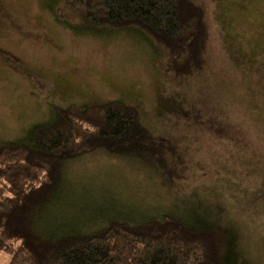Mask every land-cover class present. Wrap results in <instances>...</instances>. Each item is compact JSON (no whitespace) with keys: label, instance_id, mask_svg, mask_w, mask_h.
Masks as SVG:
<instances>
[{"label":"rangeland","instance_id":"374dc122","mask_svg":"<svg viewBox=\"0 0 264 264\" xmlns=\"http://www.w3.org/2000/svg\"><path fill=\"white\" fill-rule=\"evenodd\" d=\"M49 1L0 0V140L45 120L51 103L138 104L180 151L178 177L166 184L136 157L97 151L68 165V181L151 208L192 196L220 203L253 263L264 264V0H197L207 10V61L185 79L155 68L140 29L76 32ZM8 259L0 252V264Z\"/></svg>","mask_w":264,"mask_h":264},{"label":"trees","instance_id":"16d2710c","mask_svg":"<svg viewBox=\"0 0 264 264\" xmlns=\"http://www.w3.org/2000/svg\"><path fill=\"white\" fill-rule=\"evenodd\" d=\"M47 8L76 32L140 29L155 68L177 79L205 68L209 26L201 1L50 0ZM70 14L81 19L77 27ZM48 110L19 138L0 140L6 264H254L220 203L192 196L151 208L78 192L68 181V165L97 151L136 157L166 184L178 177L180 151L148 127L138 104L88 99L51 103Z\"/></svg>","mask_w":264,"mask_h":264}]
</instances>
